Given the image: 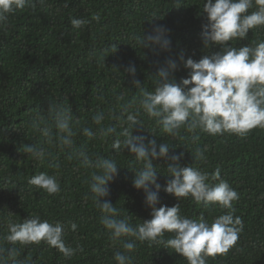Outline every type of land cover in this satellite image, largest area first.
Listing matches in <instances>:
<instances>
[{
  "label": "trees",
  "instance_id": "1",
  "mask_svg": "<svg viewBox=\"0 0 264 264\" xmlns=\"http://www.w3.org/2000/svg\"><path fill=\"white\" fill-rule=\"evenodd\" d=\"M201 5L202 0H182L179 5L176 0H44L35 8L26 7L10 14L6 26L0 27V235L7 232L8 219L21 222L39 215L42 220L64 224L65 244L82 248L66 258L43 241L27 246L3 242L5 249H19L17 261L116 264L113 255L116 250H122L121 245L113 242L99 223L101 213L86 182L95 169L84 168L75 158L68 159L74 149L82 146L93 160L103 156L115 159L119 165L108 184L110 193L102 199L120 208L133 226L150 219L143 190L134 188V173L127 167L129 162L137 168L140 165L127 150L117 152L112 148V136L100 137V126L93 123L92 116L103 112L104 125L118 124L110 118V113L115 110L120 115L119 105L139 94L132 83L133 77L125 71L127 66L134 65V78L152 90L151 76L167 57L177 62L173 75L179 83L188 71L179 60L181 53L185 59L198 60L219 50L218 45L208 49L202 46L201 26L206 21ZM95 14L100 15L99 22L91 19ZM72 18L87 19L90 23L76 29L71 24ZM156 25L166 27L164 35L171 41L170 51L160 49L157 44L145 48L138 45L136 38ZM259 40H264V26L251 29L246 38L230 43L241 47ZM101 95L103 99H98ZM55 105L71 108L77 133L73 147L43 143V136L34 126L35 114L39 112L47 118ZM141 118L153 132L135 129L134 135L144 136L145 142L155 138L158 144L168 143L174 147L170 154L183 153L178 161L182 166L190 164L208 173L219 167L221 179L227 180L239 194V199L233 202L234 215L241 217L244 229L227 254L209 256L207 264H264V129L253 128L242 137L228 133L213 136L182 128L176 137H171L146 116ZM82 127L91 128L97 135L86 137ZM193 136L199 139L193 142ZM23 144L42 146L50 155L43 161L35 159L19 151ZM197 146L206 148L204 160H192ZM54 161L60 164L58 169L49 167ZM153 163L161 174L157 179L161 185L157 207L179 203L181 215L192 219L203 215L209 221L228 211L215 203L206 207L191 197L177 200L164 192L163 187L170 179L164 176L166 160L157 158ZM40 172L56 175L60 192L49 195L28 183L30 177ZM71 222L77 224L75 231L68 228ZM172 235L165 233L163 239ZM128 255L133 257L134 264H188L173 249L148 241H136V248ZM8 264H12L11 259Z\"/></svg>",
  "mask_w": 264,
  "mask_h": 264
},
{
  "label": "clouds",
  "instance_id": "2",
  "mask_svg": "<svg viewBox=\"0 0 264 264\" xmlns=\"http://www.w3.org/2000/svg\"><path fill=\"white\" fill-rule=\"evenodd\" d=\"M37 3L43 4L44 0H0V27L6 26L10 14L26 7L35 8ZM181 3L182 0H176V5ZM201 9L206 21L201 26L202 46L208 49L218 45V51L198 60L191 57L185 59L181 53L179 60L188 71L186 78H181L179 83L173 75L177 62L167 57L155 75L151 76L152 90L143 87L134 78V65L127 66L125 71L133 77L132 83L139 89V94L119 105L120 115L115 110L110 113V118L118 124L104 125L103 112L92 116L93 123L100 126V137L106 139L112 136V148L117 152L127 150L135 157L136 164L140 165L137 168L129 162L127 167L134 173V188L143 190L144 202L150 208V219L133 226L130 217L120 208L102 199L109 195L108 184L118 172L119 165L115 159L97 156L93 160L83 146L74 149L68 157L69 160H78L84 168L95 169L86 182L91 198L101 213L99 223L107 229L109 238L121 245L122 250H116L113 255L116 264H134L133 257L128 253L136 248V241H148L171 248L185 257L188 264H207V257L227 254L236 245L244 229L241 217L234 215L233 202L239 199V194L227 180L221 179L219 167L208 173L190 164L182 166L178 161L183 153L170 154V149L174 147L168 143L158 144L155 138L145 142L144 136L133 134L135 129L153 132L145 126L142 116L153 121L156 127L171 137H176L182 128L188 132L199 130L213 136L228 133L242 137L253 128L264 129V40L241 47L230 43L246 38L251 29L264 26V0H202ZM91 19L99 22L101 17L95 14ZM88 23L90 21L83 18L71 19L76 29ZM166 31L164 25H156L144 36L137 37V43L141 48L157 44L160 49L170 51L171 41L165 37ZM115 50L116 45H113ZM98 99H103V96ZM122 99L118 97V100ZM33 120L36 130L44 138L43 143L61 148L74 146L73 137L77 133L73 128L70 107L52 106L47 118L37 112ZM75 123L78 126L80 124L79 120ZM81 131L90 139L97 135L89 127H82ZM198 139V136L192 137L193 142ZM19 151L41 161L50 155L37 144H23ZM205 151L206 148L197 146L192 160H204ZM157 158H165L164 176L170 177L163 187L164 192L174 195L177 200L191 197L197 204L207 207L215 203L228 211L209 221L203 215L196 219L181 215L179 203L171 207H157L161 189L157 183L160 172L153 163ZM49 167L58 169L60 164L54 161ZM28 183L49 195L60 192L57 176L47 172L30 177ZM6 228L7 232L0 235V264H8L9 259L12 264H31L28 259L17 261L19 249H5L3 242L27 246L39 245L43 241L58 249L66 258H71L77 250L82 251L79 245L74 249L65 244L64 224L42 220L39 215H31L21 222L8 219ZM68 228L75 231L77 224L71 222ZM165 233H172V238L163 239Z\"/></svg>",
  "mask_w": 264,
  "mask_h": 264
}]
</instances>
